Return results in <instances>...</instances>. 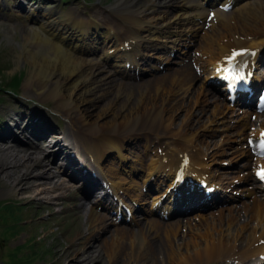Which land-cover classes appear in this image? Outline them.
Returning a JSON list of instances; mask_svg holds the SVG:
<instances>
[{"label": "bare ground", "instance_id": "bare-ground-1", "mask_svg": "<svg viewBox=\"0 0 264 264\" xmlns=\"http://www.w3.org/2000/svg\"><path fill=\"white\" fill-rule=\"evenodd\" d=\"M229 1L233 0H225L221 4ZM140 2L141 0H117L115 4L105 9L106 15L96 11L88 18H81L71 9L66 16L71 29H74L77 35L71 34L70 38L73 37L76 41H70L67 33L62 32L48 15L36 18L27 15L18 17L19 20H24L26 27L25 43L19 57L21 62H26L32 68L25 88L32 90L43 100L55 101L57 110H60L69 121V131L73 135L69 142L66 140V134L60 133L54 146H48V149L53 148L48 155L54 157L60 154L58 159L67 164L60 172L68 180L53 183L56 175L45 172L40 177L44 182L39 181L40 183L30 188L33 192L32 200L36 201L38 198L50 203L61 200L65 197L66 190L70 189L67 183L76 177H80L82 181L90 179L89 181L93 183L91 194L97 193L98 196L95 194L90 196L89 191L82 190L83 200H93L90 207L84 208L88 216L89 234L81 243L83 247L81 251L69 252L72 264H103L104 257L109 264H140L143 256L144 261H148L149 264H264L260 260L264 255V204L252 193L253 199L249 205L224 208L214 218L208 219L202 215L198 224H190L191 219L179 222L185 225L186 230L183 229V233L180 232V228L182 229L184 225L179 223L147 220V223L139 225L141 227L139 232L116 228L108 237H99L101 229H106L107 218L96 213L94 203H97L98 207L107 208L114 205L116 207L113 197L123 200L122 196L126 195L134 201L142 196L138 185L132 186L133 180L125 187L126 178H122V175L120 178L112 170L105 171L102 167L108 159L107 151L116 150L120 155L123 153L127 135L142 132L146 143L144 151L136 148L142 153L140 164L143 165L145 172L140 170V176L144 177L142 185L153 182L155 178L164 181L174 179L177 177L176 172L183 169V159L188 157L189 165L184 169L186 183L185 180L169 181L166 188L168 190L171 185H175L174 192H171L167 199L174 196L177 210L185 203L189 205L201 200L203 193L199 191L196 183L199 178L208 175L210 170V165L204 163L207 155L198 152L194 145L197 143L199 132L191 125V116L196 111H199L200 115H206L203 106L208 104L209 100L215 103L216 88L206 89L204 84L200 89L191 91V85L197 77L188 66L176 68L167 78H154L153 83L137 85L135 89L131 88L132 85L114 80L110 72L104 74L105 69L101 61L106 57L113 59L116 64L129 63L136 68L137 58L142 55V48L157 47L155 43H161L163 47L169 48L182 46V43H178L185 32L180 26L183 24L182 20L190 22L193 17L200 16L205 21L209 12L194 0H165L163 6H159L161 0H150L142 6L138 4ZM173 5L181 6V10L187 9L188 6V10L181 13L177 9V12L171 13L173 9L170 6ZM167 29L170 31L167 32ZM209 29L211 30L205 31L198 39L195 51L199 54L198 57H194L193 63L203 70L218 68L221 73L222 70L230 72L234 58L231 53H236L241 48L257 50L260 46L264 47V0H246L233 13L225 14L216 8ZM99 48H102V53L98 59L86 56L89 53L97 54ZM108 50H112L113 54H108ZM184 50L187 54L186 47ZM263 58L260 60L262 64ZM255 61H258L257 58ZM248 72H251V69ZM244 85L248 87V78H245ZM229 87L232 90L233 86ZM252 91L250 89V92ZM91 92L98 93L99 97L103 98V106L96 114L85 112L81 107V104L88 101L87 95ZM192 101L194 102L190 104ZM191 107H194V110ZM182 108L188 109L186 113H190L187 114L189 118L177 127V131L170 132V128H174L175 124L172 125L168 118ZM217 108L216 106L212 112L216 117L209 119V126L205 129L211 134L219 131L230 132L226 136L230 141L235 128H229L224 123L228 114L232 115L226 108L221 112ZM14 115L18 117L17 113ZM27 115L32 120V126L36 128L33 133H37L38 136H43L53 129L47 118L38 110L32 109ZM108 116L111 117L110 123L107 120L109 118H106ZM19 125L20 121L16 123L14 121V124L8 126L7 131L5 129L0 131V139L5 141L9 139L12 143H17L13 129H19ZM259 125L260 129H264V119ZM32 126L27 125L21 132ZM221 126L223 127L219 128ZM246 126L250 125L244 123L243 127ZM224 135L221 134V140L225 139ZM149 136L155 137V141L149 140ZM238 139L239 137H236L234 141ZM201 145L208 153L210 152L211 160H218L225 150L218 141L204 140ZM65 148L72 152L71 155L68 152H61ZM155 149L154 158L150 160L149 154ZM159 149L160 154L157 153ZM232 153L236 158L239 152H235L233 148ZM10 158L13 160L7 162V166H17L18 157L11 155ZM23 158L30 164L43 165L40 152L39 156L33 153ZM83 169L88 170L89 174L95 173L96 176L95 174L88 176ZM136 169L129 166V172L133 175ZM123 172L127 173L124 169ZM106 173H109L108 177ZM27 175L17 178L14 183L22 184ZM126 175L132 177L130 174ZM101 181L106 182L107 188L101 185ZM180 187L183 188L178 191ZM184 190L197 192L198 195L186 196ZM258 191L262 192L261 188H258ZM161 196L157 194L153 197L150 205L153 207L154 202L162 204ZM212 197L213 202H220L217 197ZM166 205L167 203L165 208H169ZM145 224L147 229L142 231ZM134 233L135 236L132 235ZM124 238L127 245L123 242ZM136 240L140 242L141 248L139 260L135 258L138 253V249L135 248ZM120 255H123L124 259H119Z\"/></svg>", "mask_w": 264, "mask_h": 264}, {"label": "rangeland", "instance_id": "rangeland-1", "mask_svg": "<svg viewBox=\"0 0 264 264\" xmlns=\"http://www.w3.org/2000/svg\"><path fill=\"white\" fill-rule=\"evenodd\" d=\"M1 1L2 0H0V2ZM21 1L23 4L21 9L22 12L20 11V9L15 8L19 0H3V2L6 3V6H9V10L5 11L0 8V129L2 126L4 127L5 125L9 126L8 124H14L13 121H20V128H14L13 133L15 132L17 138L23 141L22 145L12 143L9 139L2 143L0 142V264H72L73 261L71 260L72 257L69 255V252L72 250L81 251L83 248L81 246V243L89 234V224L87 222L88 216L85 210L83 211L84 208H82L81 206V191L77 188H74L75 186H73V182H69L67 184L71 191L70 189L69 191L66 190V195H68V197H66L65 195L66 198L64 197L61 200L50 203L47 201H41V199L38 198L36 201H33V192L30 191V188L38 184L39 181L44 182L40 180V177L43 176V174L47 171L56 175L54 180H52L53 183H62L64 182V180H67L60 172V169L65 168V165L67 164H65L64 161L58 159L60 157V154L55 155L56 158L47 155L52 152L53 148L48 149V147L46 146L47 144H49L50 147L54 146V143L59 138L60 133H65L66 140H68L69 142L73 135L71 134L72 132L69 131V121L64 115L61 114L60 110H57L55 101L50 99L43 100L36 94H34L32 90H28L25 88L26 82L32 71L31 66L26 62H21L19 57L21 49L25 43L24 35L26 33V27L23 23L24 20H16L14 19V16L22 17L25 14L24 16L27 15L31 18L34 16H30V14L36 16L48 15L49 19L54 21L58 25V28L62 30V32L67 33L70 41H76L75 38H70L71 34H73V36L77 35L75 34L74 29H71V24L69 23L68 17L66 16L71 11V9L78 12L81 18H88L95 11H100L106 14L107 12L105 11V8L115 4L117 0H35L33 2H27L24 0ZM149 1L150 0H141V2L138 4L142 6L144 5V3ZM163 3H165V0H161V4H159V6H163ZM170 8L173 9L171 13L177 12V9L181 10V6L179 5H173L170 6ZM37 9H39V11L41 12L40 14H36ZM29 21L33 22L32 19H29ZM180 26L183 27V24H181ZM205 29L204 31L211 30L208 28L206 30ZM97 30L100 31V29ZM168 30L169 29H167V32ZM204 31L202 32V34L204 33ZM173 34L175 36L176 31H174ZM200 34L201 32H199V35ZM194 42L196 44L197 41L195 40ZM155 44L158 46L161 45V43ZM87 45L89 44L87 43ZM156 49L157 48L155 47L146 48L143 49V53L145 58L149 60V64L153 65L157 70H159L157 73H154L152 71L150 72V67L146 62L144 64L141 63L143 65L141 69L144 73L141 79L134 80L131 78H126L127 75H137L136 70H133L132 68L129 69L130 67L127 66V72H120L121 75L125 76L120 80L125 83H129L127 85H132L133 87L131 88L135 89L138 84H140V86H144L153 83L155 80L153 78L155 76H162L159 78H165L169 72L171 73L173 69L178 67L176 63H173V61L178 60L177 57H172L174 53H167V51H160L158 53H155L156 51L153 50ZM191 50H195V45L191 47ZM97 55L92 54L91 57L96 58ZM115 55L116 54H114V56ZM196 55H198V52H195V56ZM168 57L171 60V63L166 62V58ZM159 63H161V65H159ZM186 63H189L191 65L190 61H187ZM105 69H107V71L105 70L104 74H108V65H105ZM209 72L207 71V73L204 74L203 71H196L195 74L197 80L193 82V84L191 85L192 88L190 90L194 91L197 90V88L200 89L201 86H204L205 76L210 75ZM116 79L117 78L115 77L114 80ZM205 87L208 88L206 84ZM10 89H16L15 93L11 94L6 92ZM216 98L217 100L215 101V103L212 100H209L210 102H208V104H204L203 109H206L205 116L200 115L199 111H196V113L191 116V125L194 127V129L197 128V131L199 132L197 143L194 144L199 152L206 151L202 147L203 145H201L204 140L215 142L218 141L219 144L224 146L225 150L223 154L218 158V160L222 159V161H218L213 166L212 172L214 176L213 179L217 183H221L229 180L231 175L234 174L232 171L237 169V167H232L231 172L224 173L228 168L231 167L230 165L232 164V162L228 160L230 158L233 159V157L235 158L232 153V149L239 148L236 147L238 146V143H233L234 139L237 136L234 135L235 133H231V140L228 141V137L226 136H228L230 132L219 131L218 134L214 135L211 134V132L206 131L205 128L209 126V119H213L214 117H216V114H212L216 106L218 107L217 110L219 112H221L223 108H226L228 109V113L232 114V116L228 114V116L225 118L224 124L226 125H235L238 120L242 119L246 115V112L225 103L224 96L218 95L216 96ZM87 99L88 101L85 104H81V107L85 110V112L94 114L100 112V110L98 111V109H101L103 106V98H100L98 93L91 92L87 95ZM27 102H30V106H27ZM193 102L194 101L190 102V104H192ZM23 105H25L24 108ZM194 107L196 108V106ZM194 107L191 108L194 110ZM20 109L24 111H18ZM32 109H36L40 113H42L43 116H45L49 121V124L53 126V129L49 133H46L43 138L39 140L33 139L32 137H30L31 139H27L26 133L28 132H20L21 129L29 123L30 119L28 118L27 114ZM15 110L17 111L14 112ZM187 110V108H182V110H178L179 112H176L174 114L172 113L169 116V122H171L172 125H176L173 126L174 128H170V132L177 131V127L187 121L186 119L189 118L187 117V114L190 115L189 112L186 113ZM11 112L17 113L18 117H15L16 115ZM106 118H109L107 120L108 123H110L111 117L108 116ZM222 127L223 126L219 128ZM222 133L225 134L224 140H221L220 138ZM141 134L142 132L138 131L126 136L124 146L125 148L121 155L117 153L116 150L107 151L106 153V158L108 159L105 163V169L108 164L112 165L111 167H108L113 172L119 169V172L115 173L119 174L120 178L123 176L122 178L127 179V181L124 182L126 184L125 186H129L128 182L132 180V177H129L126 174H130L131 176H133V181H135V184L133 183L132 186L134 187L138 185L136 183H139L140 180L142 181L144 179L143 176H140V170L144 172L143 165L140 164L142 153L138 149H136L140 148L141 151H144L145 149L146 143L144 142L145 140ZM150 139L155 140V137L151 136ZM45 141L47 142L45 143ZM34 147L41 148L42 151L41 149L37 148L33 150ZM215 147H217V144H215ZM212 149H210V151ZM39 152L41 158H43L42 166H39L36 163L30 164L26 162V159L23 158L33 153L34 155L39 156ZM61 152H64V150ZM155 153L156 149L149 154L150 160H153ZM206 153L208 152L206 151ZM11 155H15L18 157L17 166H7L6 163L13 160L12 158H10ZM110 161L112 162L110 163ZM245 161V158H241L238 159L237 163L242 164ZM114 162L117 163L118 167H115L116 163ZM224 162L229 166L226 167L224 165ZM129 166H132L134 169L138 168L135 170V172L138 171L136 175L135 173L133 175L131 174V172H129ZM123 169L126 170L127 173L123 172ZM25 174H28L26 177L27 179H25L22 184L17 185L16 183H14V180H17V178L19 177H23ZM238 174L240 173H237V175L231 178L232 183L235 182L236 179H238ZM240 177L241 176L239 175V178ZM249 182L250 181H247L245 183V186H248ZM155 185L158 186L160 185V183H158L157 181H153V189H155ZM242 186L244 185H239V187ZM23 189L25 190L22 191ZM142 193L146 194L145 198L142 197L143 203L141 200H138L136 204L135 202L133 203V205L139 207V211L134 213L137 218L135 222H145L144 214L141 210H145L146 207L149 206L148 203L150 202L151 197L157 194L155 191L148 192L146 187L142 188ZM47 195L49 194H43V196ZM226 195L233 196L229 192L226 193ZM235 198H237L238 201L231 204H235L237 207H240V203L249 205L252 196H245L241 199H239L240 196ZM125 200L131 203L130 200ZM241 211L243 212V210ZM97 212L103 215H107L108 221L109 218L113 219L110 214L111 212L107 213L102 209H98ZM208 212H212L211 215L207 216L208 219L217 216V214H215V208L210 209L209 211H206L204 213ZM224 212L226 213L227 211ZM190 215H195V213H191ZM175 219L176 217L174 216L173 218L171 217L168 221L172 222ZM190 219H192L190 224H198L200 221V216H196ZM179 221L180 220L175 222L179 223ZM135 222H133L131 225L120 223L119 225H116V228L120 227L122 229L127 228L137 230ZM180 225L184 224L181 223ZM12 226L16 227L15 231L12 229ZM145 226L146 224L144 225L142 231H146L147 228ZM140 228L141 227L139 226V230ZM114 229V225H107L105 231L101 229V232H103L99 237H108ZM183 229L186 230L185 225L182 229L180 228V232L183 233ZM132 235L135 236V233ZM123 242L125 245H127V240L125 238ZM135 242L137 243V246L135 248L138 249V253H136L135 258L139 260V257L141 256V248L139 246L140 242L137 240ZM127 250L129 251V248H127ZM119 259H124L123 255H120ZM144 259L145 258L143 256V259L139 261L140 264H149V262L146 260L144 261ZM103 261H105L103 264H109L105 260V257Z\"/></svg>", "mask_w": 264, "mask_h": 264}, {"label": "trees", "instance_id": "trees-1", "mask_svg": "<svg viewBox=\"0 0 264 264\" xmlns=\"http://www.w3.org/2000/svg\"><path fill=\"white\" fill-rule=\"evenodd\" d=\"M8 91H10V92H12V93H15V91H16V89H10V90H8ZM13 216V215H12ZM15 217V216H14Z\"/></svg>", "mask_w": 264, "mask_h": 264}]
</instances>
